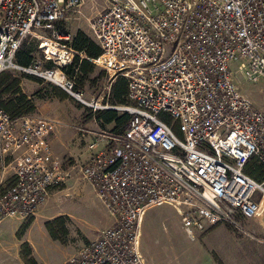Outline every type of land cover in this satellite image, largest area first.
Listing matches in <instances>:
<instances>
[{
  "label": "built area",
  "instance_id": "1",
  "mask_svg": "<svg viewBox=\"0 0 264 264\" xmlns=\"http://www.w3.org/2000/svg\"><path fill=\"white\" fill-rule=\"evenodd\" d=\"M84 0H0V73L16 70L46 80L76 101L83 92L69 75L85 58L63 28ZM100 49L86 58L108 77L126 80L129 116L121 133L104 136L78 169L110 224L60 264H145L140 221L171 206L194 240L220 223L264 208V109L240 91L264 82V0H99L87 19ZM39 57L15 61L27 39ZM108 108V106H106ZM58 122L36 111L17 118L0 110V223L36 215L70 178L54 155ZM93 144L90 147H94ZM255 162L263 175L245 169Z\"/></svg>",
  "mask_w": 264,
  "mask_h": 264
},
{
  "label": "rangeland",
  "instance_id": "2",
  "mask_svg": "<svg viewBox=\"0 0 264 264\" xmlns=\"http://www.w3.org/2000/svg\"><path fill=\"white\" fill-rule=\"evenodd\" d=\"M97 3L99 0H84L63 28L71 36L83 33L89 37L87 19ZM25 45L31 48V55L40 56L35 50L36 39H27ZM8 72L20 79L21 91L33 99L35 111L58 122L51 148L71 173L35 216L0 223V264H60L111 223L96 193L78 175L79 167L96 152L104 136L113 133V124L96 119V112L113 110L109 107L114 105L108 103V77L95 66L82 76L76 72L83 100L100 105L94 108L46 80L16 70ZM236 75L240 91L254 107L264 109V82H246ZM93 144L97 145L90 147ZM236 221L239 228L220 223L190 240L174 208H151L140 221V253L145 264H264V208L254 218L236 216ZM47 224L58 230L57 239L50 237ZM57 224L65 231L56 229Z\"/></svg>",
  "mask_w": 264,
  "mask_h": 264
},
{
  "label": "trees",
  "instance_id": "3",
  "mask_svg": "<svg viewBox=\"0 0 264 264\" xmlns=\"http://www.w3.org/2000/svg\"><path fill=\"white\" fill-rule=\"evenodd\" d=\"M26 42L23 43L20 49L17 51L15 61L18 65L26 66L31 58V48L26 47ZM71 46L78 52H82L85 56L80 62L78 57L74 60L73 68L68 69L69 75H74V68L77 69L79 75H84L92 72L94 65L90 63L86 58H95L99 55V47L92 42L83 33H78L73 36ZM76 75V74H75ZM76 86L80 84V80H76ZM126 80L122 77H118L112 82L109 88V100L108 103L116 105L126 104ZM0 110L6 112L11 118H17L23 115L30 114L35 111V104L33 99L24 94L20 88V79L6 71L0 73ZM96 119L101 120L104 124H113V133H121L125 130L129 116L127 114H120L115 110H106L96 112ZM246 173L255 179H259L263 173L259 166L253 161L246 169ZM58 220H55L57 223ZM62 224H57L61 231L63 230ZM47 232L52 239H57V234L52 226L47 224ZM29 264H35L33 261H28Z\"/></svg>",
  "mask_w": 264,
  "mask_h": 264
}]
</instances>
